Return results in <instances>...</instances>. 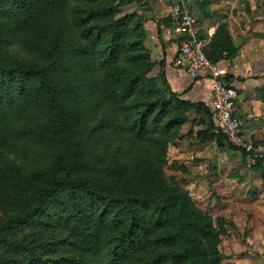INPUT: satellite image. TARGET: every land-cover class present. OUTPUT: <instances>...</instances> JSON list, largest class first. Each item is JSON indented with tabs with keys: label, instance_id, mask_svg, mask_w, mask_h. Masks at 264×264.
Listing matches in <instances>:
<instances>
[{
	"label": "trees",
	"instance_id": "trees-1",
	"mask_svg": "<svg viewBox=\"0 0 264 264\" xmlns=\"http://www.w3.org/2000/svg\"><path fill=\"white\" fill-rule=\"evenodd\" d=\"M132 1L0 0V264H222L224 220L164 167L192 109L200 142L240 149L152 74ZM204 52L237 54L227 24Z\"/></svg>",
	"mask_w": 264,
	"mask_h": 264
},
{
	"label": "rangeland",
	"instance_id": "rangeland-1",
	"mask_svg": "<svg viewBox=\"0 0 264 264\" xmlns=\"http://www.w3.org/2000/svg\"><path fill=\"white\" fill-rule=\"evenodd\" d=\"M184 3L190 4L192 10L196 9L193 1ZM140 4L141 7L147 5L143 0ZM256 6L263 8L264 0H258ZM238 7L251 10L245 0H238ZM122 12L127 13L124 8ZM146 33L145 45L152 60L157 62L152 73L155 76L160 72L161 52L147 30ZM197 114L195 109L188 112L191 120L169 144L165 172L189 191L197 205L210 214L216 224L218 219L224 220L226 233L218 246L222 264H264V175L251 168V156H245L242 151L221 147L215 142H200L196 131L205 126L198 127L192 121ZM198 116L200 118L201 114ZM252 144L263 146L264 140ZM6 213L0 204V222ZM16 234L23 236L25 232L17 231ZM8 257L0 250L1 260Z\"/></svg>",
	"mask_w": 264,
	"mask_h": 264
},
{
	"label": "crops",
	"instance_id": "crops-1",
	"mask_svg": "<svg viewBox=\"0 0 264 264\" xmlns=\"http://www.w3.org/2000/svg\"><path fill=\"white\" fill-rule=\"evenodd\" d=\"M140 1L133 0L122 8L126 14L137 13L146 17L145 28L161 52L160 61L166 62L167 77L172 88L183 94V98L204 102L209 108V72L204 71L199 79L193 80L183 68L175 65L180 58V38L174 32L176 24L170 13L179 7L181 11L197 15L196 28L199 36L206 39V46L217 27L222 23L227 24L238 52L233 58H223L218 63L231 75V84L238 90L236 116L242 123L247 140L251 143L264 140V7L257 8L258 0H245L250 5V11L240 10L238 0H143L147 5L142 7ZM189 1H193L196 9L192 10L190 4L184 3ZM246 156L251 155L248 153ZM251 158V168L259 159L263 160L264 167V157Z\"/></svg>",
	"mask_w": 264,
	"mask_h": 264
},
{
	"label": "built area",
	"instance_id": "built-area-1",
	"mask_svg": "<svg viewBox=\"0 0 264 264\" xmlns=\"http://www.w3.org/2000/svg\"><path fill=\"white\" fill-rule=\"evenodd\" d=\"M170 17L176 24L174 32L180 38V58L175 65L183 68L193 80L199 79L202 72H209L210 109L218 131L226 136L232 146L245 150L253 159L263 158L264 145L255 147L247 140L242 123L236 116L239 93L233 85H228L225 81L227 70L219 63H211L204 52L206 39L198 34L195 16L177 7L171 11Z\"/></svg>",
	"mask_w": 264,
	"mask_h": 264
}]
</instances>
